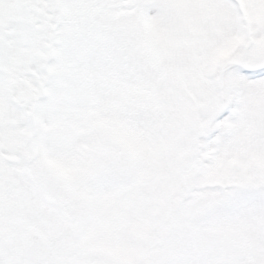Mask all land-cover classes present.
Masks as SVG:
<instances>
[{
  "label": "snow or ice",
  "instance_id": "snow-or-ice-1",
  "mask_svg": "<svg viewBox=\"0 0 264 264\" xmlns=\"http://www.w3.org/2000/svg\"><path fill=\"white\" fill-rule=\"evenodd\" d=\"M0 264H264V0H0Z\"/></svg>",
  "mask_w": 264,
  "mask_h": 264
}]
</instances>
